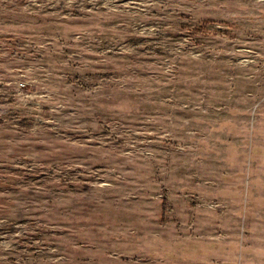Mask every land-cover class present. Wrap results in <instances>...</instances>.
Listing matches in <instances>:
<instances>
[{"label": "rangeland", "instance_id": "obj_1", "mask_svg": "<svg viewBox=\"0 0 264 264\" xmlns=\"http://www.w3.org/2000/svg\"><path fill=\"white\" fill-rule=\"evenodd\" d=\"M0 264H264V0H0Z\"/></svg>", "mask_w": 264, "mask_h": 264}]
</instances>
